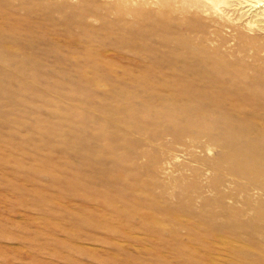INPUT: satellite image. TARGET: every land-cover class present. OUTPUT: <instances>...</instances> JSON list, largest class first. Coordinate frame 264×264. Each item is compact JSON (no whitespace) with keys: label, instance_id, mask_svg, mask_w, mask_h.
Listing matches in <instances>:
<instances>
[{"label":"rangeland","instance_id":"374dc122","mask_svg":"<svg viewBox=\"0 0 264 264\" xmlns=\"http://www.w3.org/2000/svg\"><path fill=\"white\" fill-rule=\"evenodd\" d=\"M0 264H264V0H0Z\"/></svg>","mask_w":264,"mask_h":264},{"label":"bare ground","instance_id":"6f19581e","mask_svg":"<svg viewBox=\"0 0 264 264\" xmlns=\"http://www.w3.org/2000/svg\"><path fill=\"white\" fill-rule=\"evenodd\" d=\"M199 2V1H198ZM213 3H211V5H212ZM167 23V22H166ZM216 70V69H215ZM222 72H224L225 74H227L228 73V71L226 70V68L224 67V69H222ZM224 74V75H225ZM235 74V73H234ZM198 75V74H197Z\"/></svg>","mask_w":264,"mask_h":264}]
</instances>
